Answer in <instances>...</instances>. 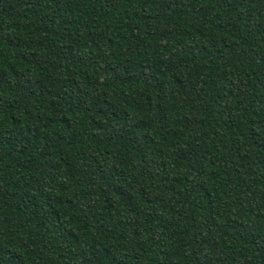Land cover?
Segmentation results:
<instances>
[{"label":"trees","instance_id":"16d2710c","mask_svg":"<svg viewBox=\"0 0 264 264\" xmlns=\"http://www.w3.org/2000/svg\"><path fill=\"white\" fill-rule=\"evenodd\" d=\"M0 264H264V0H0Z\"/></svg>","mask_w":264,"mask_h":264}]
</instances>
